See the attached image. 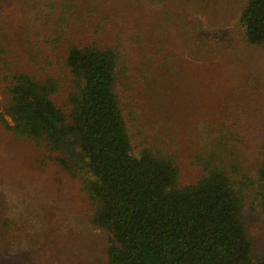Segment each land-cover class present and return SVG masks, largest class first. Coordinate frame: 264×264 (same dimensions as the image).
Instances as JSON below:
<instances>
[{"label":"trees","instance_id":"16d2710c","mask_svg":"<svg viewBox=\"0 0 264 264\" xmlns=\"http://www.w3.org/2000/svg\"><path fill=\"white\" fill-rule=\"evenodd\" d=\"M168 5L0 0L1 126L10 143L28 145L37 163L79 180L93 224L107 235L106 264H264L242 218V193H254L264 213L257 90L241 99L225 93L253 119L217 111L196 121L185 116L164 75L176 54L157 24ZM235 11L234 38L204 28L195 12L190 30L174 29L189 30L188 64L212 60L213 52L221 57L225 48L264 50V0H238ZM201 30L213 37H191ZM244 73L238 77L249 93L256 83ZM135 89H143L139 97L157 90L168 103L137 157L127 126Z\"/></svg>","mask_w":264,"mask_h":264},{"label":"rangeland","instance_id":"374dc122","mask_svg":"<svg viewBox=\"0 0 264 264\" xmlns=\"http://www.w3.org/2000/svg\"><path fill=\"white\" fill-rule=\"evenodd\" d=\"M237 1L169 0L171 5L158 16L157 24L167 31V42L176 50L172 68L164 73L170 78L169 93L172 95L173 92L176 99H181V102L176 100L181 105L179 110L191 121L216 111L235 112L236 117L253 119L252 110L241 107L242 104H237L238 99L225 94L228 92L238 94L241 99L252 96L257 90L255 99L264 113L263 49L225 48L221 57H218L219 52H213L210 54L212 60L193 65L184 59L190 37L191 17L190 20L188 17L191 12L197 13L204 28L214 32L220 29L223 33L218 37L234 38L231 30L238 17ZM193 26L197 29L196 24ZM175 28L189 30L174 35ZM191 37L213 35L201 30ZM245 64L251 66L244 73L242 66ZM242 73L255 80L256 84L248 87L252 92L242 90L246 80L238 77ZM142 91L135 89L130 95L135 103L127 102L133 116L129 117L127 126L134 157L149 145L147 136L157 131L155 121L160 109L168 107L165 96L159 94L157 97L159 91L150 90L139 97L137 94ZM184 101H190L191 105L185 108ZM1 125L0 122V264H106L107 235L93 224L91 206L80 190L79 180L57 166L37 163L28 145L10 143ZM189 150H194L190 144ZM243 159L252 166L253 156L249 151L244 153ZM242 195V218L254 255L261 256L264 254V213L257 205L254 193Z\"/></svg>","mask_w":264,"mask_h":264}]
</instances>
